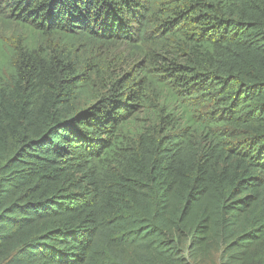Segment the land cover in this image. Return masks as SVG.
Here are the masks:
<instances>
[{"label": "trees", "instance_id": "obj_1", "mask_svg": "<svg viewBox=\"0 0 264 264\" xmlns=\"http://www.w3.org/2000/svg\"><path fill=\"white\" fill-rule=\"evenodd\" d=\"M0 264H264V0H0Z\"/></svg>", "mask_w": 264, "mask_h": 264}, {"label": "rangeland", "instance_id": "obj_2", "mask_svg": "<svg viewBox=\"0 0 264 264\" xmlns=\"http://www.w3.org/2000/svg\"><path fill=\"white\" fill-rule=\"evenodd\" d=\"M1 36L9 40L10 42L14 41V33L10 30H1ZM83 106L85 105V101H82Z\"/></svg>", "mask_w": 264, "mask_h": 264}]
</instances>
